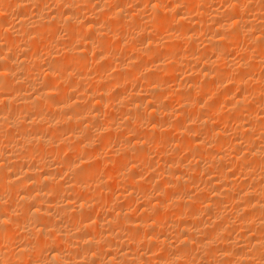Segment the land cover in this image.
<instances>
[{
  "label": "bare ground",
  "instance_id": "6f19581e",
  "mask_svg": "<svg viewBox=\"0 0 264 264\" xmlns=\"http://www.w3.org/2000/svg\"><path fill=\"white\" fill-rule=\"evenodd\" d=\"M0 264H264V0H0Z\"/></svg>",
  "mask_w": 264,
  "mask_h": 264
}]
</instances>
